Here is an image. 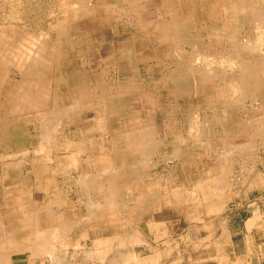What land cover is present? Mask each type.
<instances>
[{
	"label": "rangeland",
	"instance_id": "1",
	"mask_svg": "<svg viewBox=\"0 0 264 264\" xmlns=\"http://www.w3.org/2000/svg\"><path fill=\"white\" fill-rule=\"evenodd\" d=\"M241 2L244 4L242 3L243 5H241ZM228 5L230 6L228 8L230 11L226 9ZM73 7L75 8L71 11ZM236 9L241 11L240 17L238 15L237 17L233 15ZM84 10L86 11L84 12ZM221 10L223 11L221 12ZM253 10L256 12L258 10L264 12V0H80V2L76 0V3L75 0H59V2L58 0H0V27H2L0 28V213L2 214L0 217V220H2L0 234L1 232L6 234L10 233L15 238V233L5 232V230L11 227L8 224V215H15V211L14 213H12V211L18 208L17 205L19 203L23 202V206L19 207L20 212L27 214L28 210H32L29 203L38 204L43 202L46 198L44 193H40L37 190L32 193L29 191H17L14 193L17 186L10 184L17 182L16 180L19 181V179H17L18 176L13 175V179L10 180L5 179L3 175L6 171L5 168L14 164V162L26 161L23 171H29V164L35 160L37 161L38 158L44 154L43 151L42 153L39 152L40 149L38 147L39 145L44 146L45 142L38 135H41V129L44 130L45 126L49 132L51 128L55 130L51 131V136L53 138L51 137V142L47 143L49 144L47 148H51V146L59 143L64 131L65 133L68 131L66 134H69L76 142L77 146H83L87 143L98 146L104 144L105 150H108L110 155L112 153V155H115V157H111L112 159L108 163L111 167L108 170V176L104 178L108 179L112 175L111 172L113 170V173L116 175L111 176V178L116 179L118 182L117 186L120 187L117 193L124 191L130 194L133 192L137 196V193L141 191L140 189L138 190V186L135 185V180H138L137 182L139 183V178L141 177H157L161 179L164 184L166 183V179H175L177 181L171 183V189L168 193H170L171 197L175 198L177 202L179 200L182 208L189 207L186 211H188L191 221L196 220L198 208L203 206L206 210H210L215 207H220L219 204L222 202L221 200H224L223 202L228 200L230 191L233 190L236 185L240 187L239 179L246 173L250 165L256 162L260 163L264 160V146L262 145L264 135L261 131L257 130L264 121V27H261L259 22L254 20V16H251L254 15ZM63 11L64 15L62 14ZM76 15L78 18H76ZM246 16L248 18H246ZM74 17L76 20H74ZM127 18L128 20H126ZM233 21L238 23L236 24V22ZM214 22L218 25L214 24ZM169 28L171 29L169 30ZM258 28L259 30H257ZM245 29L247 30L243 31ZM154 31H156V33ZM37 32L42 33L39 34ZM238 32L240 33L238 34ZM256 33H258V35ZM42 35H44V37ZM249 38L251 40H246ZM25 40L26 42H24ZM253 40H255V43ZM34 41L35 44H33ZM244 41L247 42L244 43ZM31 44L35 46H31ZM62 44L65 45L63 46ZM196 46H199L200 49H196ZM234 46L235 48L238 47V49H234ZM24 47H26V49ZM30 47L31 50H28ZM33 47L35 51H33ZM58 47L61 48L62 51L57 52L59 49L55 48ZM23 49H25V51ZM231 56L234 57L232 58ZM29 57L30 59H28ZM234 58L236 59L234 60ZM7 61H9V63ZM65 61H68L69 66L64 64ZM81 61H92V67L87 65L85 69ZM217 64L221 66V68H224H219ZM205 66H209V68H205ZM236 67L237 69H235ZM240 69L242 73H240ZM201 72L202 74L205 73V77L204 74L201 76ZM68 77L77 85V87L74 86L75 84L69 86V92L75 94L72 101L66 96L67 90L59 83L63 78L66 79ZM242 80L244 83H242ZM86 81L92 83L91 86L94 96L91 99L89 96L86 97V95H81V93L84 94L89 91V89L78 87L82 84L85 85ZM31 82H33V84L30 86ZM107 82L108 84H106ZM214 82L217 84L215 85ZM49 85H52L51 89ZM105 86H107V89H105ZM239 87L240 89L238 90L237 88ZM242 87L245 91L244 96L243 94L241 96L239 92H243ZM217 91H219V94ZM106 92L112 93L110 95H105ZM148 92H154L155 98L150 100L148 99L149 95L142 99L140 98V93L148 94ZM23 96L24 98H22ZM217 96L219 97L217 98ZM226 96L228 97L227 99H225ZM240 97L242 99H240ZM246 100L248 102L243 104ZM111 103L112 105H110ZM75 104L77 108L73 110L72 108ZM240 104L241 106H239ZM177 105L178 108L176 107ZM196 105H198V107ZM238 106L242 107V109H238ZM248 106L250 107L247 108ZM61 109L67 110L65 115L61 116L63 117L62 119H57L55 117V112L62 111ZM170 111L174 112L170 113ZM244 111L246 113H244ZM224 114L227 116V119L223 117ZM239 114L240 117L238 116ZM53 115L56 120H53ZM232 115H234V117H232ZM56 122L58 123L55 124ZM236 124H241V127L238 129L239 133H235L236 131L233 132ZM249 125L253 128L254 137L252 138V142L254 141V143L252 144L254 146L256 145L255 148H259L260 151L256 149V151L253 152L256 156L251 155V159H246V155H243L246 145L243 146V144L248 140L246 137L247 130L245 129ZM99 126H101V128ZM137 127H143L140 131L141 136L145 134V132L151 133L152 140L156 137L157 143L162 145L161 153L158 158L159 162L155 168L142 167L136 163V153L131 152L127 158L122 152H117L118 149L128 146L127 143L130 141L134 143L135 140H139L138 136L140 132L135 133L134 130L137 129ZM91 128H94L92 133H85V130ZM74 130L76 132H74ZM80 131H82V133L84 132L83 134H86V136L81 137ZM22 132L25 133L22 135ZM102 133L106 134L105 138L99 136ZM182 138H184L185 141ZM80 142L83 144H80ZM20 143L23 145L22 147H20ZM32 145L34 146L32 147ZM172 146H175L174 151L176 153H172ZM204 147L208 148V150ZM214 147L219 151L215 150L216 148ZM19 148H23V150L27 149L26 153L17 154L18 156L15 155L13 152H16L15 150ZM183 150H189L192 153L190 155V157L192 156V158H190V163L186 162V164L185 160L182 162V159H180L181 161H173L168 164L163 162L162 155H173L174 158H182ZM207 151L209 153H207ZM229 151H233V153ZM40 153L41 155H39ZM53 155L57 157L60 156V153L54 151ZM217 160H220V163ZM241 162H244L243 165ZM188 164L190 165L188 166ZM132 168L134 169L131 170ZM128 169L131 172L128 171ZM96 170L100 171L101 168ZM236 171L237 173H235ZM83 172H86V168H83ZM95 173H90L87 176ZM222 173L224 175H222ZM119 174L121 175L119 176ZM87 176L83 174L80 178ZM221 176L226 178L224 179ZM15 177L17 178L14 179ZM236 179L239 180L238 184H235ZM183 180H188L189 189L186 190L184 188V190H181L182 185L180 182ZM215 180L218 182H215ZM220 180L223 181L219 182ZM199 181H201L200 184ZM196 184L199 187H196L197 189L195 188ZM200 186L203 187L201 188L202 191ZM11 187L14 189V192L10 194L8 191ZM95 198L97 199V196H95ZM21 218L22 217L19 216L15 219ZM79 252L84 251L79 250ZM12 259L14 262L11 261L10 256L9 259L7 258L8 264H19L20 262H18V260L23 259V255H16ZM20 264H22V262Z\"/></svg>",
	"mask_w": 264,
	"mask_h": 264
},
{
	"label": "crops",
	"instance_id": "2",
	"mask_svg": "<svg viewBox=\"0 0 264 264\" xmlns=\"http://www.w3.org/2000/svg\"><path fill=\"white\" fill-rule=\"evenodd\" d=\"M55 49L62 51L59 47ZM81 62L84 68L87 65L92 67V61ZM64 64L69 66L68 61ZM59 83L67 90L66 96L72 101L75 94L69 92V86L75 84L74 81L68 77ZM91 85L87 81L85 85H79L80 88L89 89L81 95L91 99L94 96ZM74 86L77 87L76 84ZM111 93L106 92L105 95ZM147 96L151 100V97L155 98V93H140L141 99ZM239 127L241 124H236L233 132L239 133ZM141 129L137 127L135 133ZM92 130L94 128L87 129L85 133H92ZM246 130L248 140L243 145H246L247 157L248 154L253 155L257 148L254 149L252 144V126L246 127ZM80 132L81 137L86 136ZM63 133L61 143L56 142L58 145L44 150L43 157L28 163L29 171H23L25 161L5 168V179L11 180L13 175L18 176L14 179H19L10 185H21L15 192L11 187L8 193H32L37 190L44 193L46 198L38 204L29 203L32 210H28L27 214L20 212L21 206H18L12 211H15L14 216L8 215L11 227L5 232L15 233V238L10 233L1 232L0 264H8L9 256L14 262L12 258L16 255H23V259L18 260L22 264H264V160L261 164L256 162L250 165L239 179L240 187L236 185L230 191L228 200H221L223 203L219 204L220 207L206 210L202 206L197 210L196 220L191 221L186 211L189 207L182 208L179 200L177 202L168 193L171 183L177 181L175 179H166L164 184L157 177H141L139 184L135 180V185L140 186L138 189L141 191L137 196L133 192L107 194L104 189L100 192L81 188L79 178L83 174L95 173L98 168L109 173L111 166L108 163L115 155H110L104 144L77 146L69 134ZM148 135L141 136L140 132L138 141H130L128 146L117 152H122L127 158L131 152L136 153V163L142 167H157L162 145L157 143L155 137L151 142L157 147L152 144L149 150L143 151L142 143L147 142L144 138ZM99 136L105 138L106 134ZM172 147L174 153L175 146ZM50 150L59 152L60 156L55 157ZM183 151L184 159H181L188 163L191 152ZM162 160L168 164L180 158L163 155ZM83 168H86V172H83ZM239 180L236 179L235 184ZM180 184L181 190L189 189L188 180ZM97 202L102 204V208L90 207ZM109 202H114L112 209L103 208ZM19 216L22 218L15 219Z\"/></svg>",
	"mask_w": 264,
	"mask_h": 264
},
{
	"label": "bare ground",
	"instance_id": "3",
	"mask_svg": "<svg viewBox=\"0 0 264 264\" xmlns=\"http://www.w3.org/2000/svg\"><path fill=\"white\" fill-rule=\"evenodd\" d=\"M20 1H21V0H20ZM64 1H65V0H64ZM68 1H69V0H68ZM77 1H78V0H77ZM105 1H106V0H105ZM200 1H201V0H200ZM225 1H226V0H225ZM227 1H230V0H227ZM231 1H232V0H231ZM241 1H242V0H241ZM245 1H246V0H245ZM58 2H59V0H58ZM79 2H80V0H79ZM121 2H122V1H121ZM144 2H145V1H144ZM257 2H258V1H257ZM19 3H20V2H19ZM69 3H70V2H69ZM75 3H76V0H75ZM77 3H78V2H77ZM104 3H105V2H104ZM236 3H238V2H236ZM242 3H243V2H241V5L244 4V3H243V4H242ZM73 4H74V2H73ZM73 4H72V6H73ZM115 4H116V3H115ZM120 4H121V3H120ZM123 4H124V2H123ZM138 4H140V3H138ZM138 4H137V5H138ZM224 4H225V3H224ZM258 4H259V3H258ZM75 5H78V4H75ZM81 5H82V4H81ZM89 5H90V4H89ZM97 5H98V4H97ZM101 5H102V4H101ZM104 5H105V4H104ZM222 5H223V4H222ZM237 5H238V4H237ZM241 5H240V6H241ZM245 5H246V3H245ZM56 6H57V5H56ZM72 6H71V7H72ZM78 6H80V5H78ZM121 6H122V5H121ZM135 6H136V5H135ZM197 6H198V5H197ZM238 6H239V5H238ZM257 6H258V5H257ZM257 6H256V7H257ZM87 7H88V6H87ZM87 7H86V8H87ZM131 7H132V6H131ZM229 7H230V6L228 5V7H227L226 9H228ZM247 7H248V6H247ZM59 8H60V7H59ZM74 8H75V7L71 8V11H72V9H74ZM78 8H79V7H78ZM78 8H76V9L79 10L80 8H79V9H78ZM86 8H85V9H86ZM129 8H130V6H129ZM129 8H128V9H129ZM133 8H134V6H133ZM164 8H165V7H164ZM222 8H223V7H222ZM244 8H245V7H244ZM239 9H240V8H239ZM28 10H29V9H28ZM34 10H35V9H34ZM63 10H64V9H63ZM123 10H124V9H123ZM138 10H139V9H138ZM164 10H165V9H164ZM168 10H169V9H168ZM254 10H256V9H254ZM254 10H253L254 15H251V16H254V20H255L256 22H259V24H260L261 27H264V12L259 11V10L256 12V11H254ZM53 11H54V10H53ZM79 11H80V10H79ZM85 11H86V10H84V12H85ZM89 11H90V10H89ZM119 11H120V10H119ZM127 11H129V10H127ZM131 11H132V10H131ZM162 11H163V10H162ZM222 11H223V10H221V12H222ZM224 11L228 12V11H230V9H228V11H227V10H224ZM50 12H51V11H50ZM58 12H60V11H58ZM76 12H77V11H76ZM166 12H167V11H166ZM226 12H225V13H226ZM245 12H246V11H245ZM248 12H249V11H248ZM67 13H68V12H67ZM70 13H71V12H70ZM79 13H80V12H79ZM124 13H125V12H124ZM134 13H135V12H134ZM240 13H241V11L238 10V9H236V10L234 11V14H233V15H235L236 17H237V15H238V16L240 17V16H241ZM33 14H34V13H33ZM33 14H32V15H33ZM58 14H59V13H58ZM62 14L64 15V11H63ZM130 14H131V13H130ZM204 14H205V13H204ZM222 14H223V13H222ZM226 14H227V13H226ZM229 14H231V13H229ZM229 14H228V15H229ZM244 14H245V13H244ZM17 15H19V14H17ZM56 15H57V14H56ZM56 15H55V16H56ZM63 15H62V16H63ZM65 15H66V13H65ZM74 15H75V14H74ZM85 15H86V14H85ZM58 16H59V15H58ZM67 16H68V15H67ZM87 16H88V15H87ZM103 16H105V15H103ZM118 16H119V15H118ZM126 16H127V15H126ZM126 16H125V17H126ZM158 16H159V15H158ZM235 16H234V17H235ZM31 17H32V16H31ZM65 17H66V16H65ZM84 17H85V16H84ZM119 17H120V16H119ZM221 17H222V16H221ZM244 17H245V16H244ZM20 18H21V17H20ZM60 18H61V15H60ZM76 18H78L77 15H76ZM79 18H80V17H79ZM121 18H122V17H121ZM130 18H131V17H130ZM166 18H167V17H166ZM242 18H243V17H242ZM246 18H248V17L246 16ZM252 18H253V17H252ZM72 19H73V16H72ZM80 19H81V18H80ZM122 19H124V18H122ZM137 19H138V18H137ZM58 20H59V19H58ZM60 20H61V19H60ZM74 20H76L75 17H74ZM126 20H128V18H127ZM210 20H211V19H210ZM235 20H237V19H235ZM243 20H244V19H243ZM247 20H248V19H247ZM247 20H246V21H247ZM15 21H16V20H15ZM17 21H18V20H17ZM21 21H22V20H21ZM56 21H57V20H56ZM114 21H116V20H114ZM123 21H124V20H123ZM237 21H238V20H237ZM248 21H249V20H248ZM130 22H131V21H130ZM207 22H208V20H207ZM217 22H218V21H217ZM233 22H236V21H233ZM242 22H243V21H242ZM59 23H61V22H59ZM65 23H66V21H65ZM114 23H115V22H114ZM125 23H126V22H125ZM133 23H134V22H133ZM231 23H232V21H231ZM237 23H238V22H236V24H237ZM20 24H21V22H20ZM207 24H208V23H207ZM207 24H206V25H207ZM214 24H217V23L214 22ZM233 24H235V23H233ZM246 24H247V23H246ZM259 24H258V25H259ZM130 25H131V23H130ZM157 25H158V24H157ZM168 25H169V24H168ZM217 25H218V24H217ZM222 25H223V24H222ZM239 25H240V24H239ZM249 25H250V24H249ZM258 25H257V27H258ZM12 26H13V25H12ZM210 26H211V25H210ZM242 26H243V25H242ZM242 26H241V27H242ZM245 26H246V25H245ZM13 27H14V26H13ZM22 27H23V26H22ZM50 27H51V26H50ZM52 27H54V26H52ZM215 27H216V26H215ZM241 27H240V28H241ZM251 27H252V26H251ZM0 28H2V27H0ZM15 28H16V27H15ZM24 28H25V27H24ZM66 28H67V27H66ZM233 28H235V27H233ZM255 28H256V27H255ZM117 29H118V28H117ZM170 29H171V28H169V30H170ZM34 30H35V29H34ZM52 30H53V29H52ZM211 30H212V29H211ZM213 30H215V29H213ZM246 30H247V29H245V30H243V31H246ZM254 30H255V29H254ZM257 30H259V28H258ZM45 31H46V30H45ZM133 31H134V30H133ZM180 31H181V29H180ZM180 31H179V32H180ZM219 31H220V30H219ZM250 31H251V30H250ZM2 32H3V31H2ZM2 32H1V33H2ZM154 32L156 33V31H154ZM211 32H212V31H211ZM252 32H253V31H252ZM6 33H7V32H6ZM34 33H35V31H34ZM37 33H39V32H37ZM41 33H42V32H41ZM41 33H39V34H41ZM47 33H48V32H47ZM67 33H68V32H67ZM150 33H151V32H150ZM152 33H153V32H152ZM192 33H193V32H192ZM239 33H240V32H238V34H239ZM242 33H243V32H242ZM248 33H249V32H248ZM31 34H33V33H31ZM49 34H50V33H49ZM130 34H131V33H130ZM133 34H134V33H133ZM207 34H208V33H207ZM228 34H229V33H228ZM246 34H247V33H246ZM256 34L258 35V33H256ZM259 34H260V33H259ZM36 35H37V34H36ZM36 35H35V37H36ZM53 35H54V34H53ZM136 35H137V34H136ZM153 35H154V34H153ZM153 35H152V36H153ZM204 35H205V34H204ZM208 35H209V34H208ZM240 35H241V34H240ZM30 36H31V35H30ZM40 36H41V35H40ZM42 36L44 37V35H42ZM70 36H71V35H70ZM80 36H81V35H80ZM154 36H155V35H154ZM200 36H201V35H200ZM235 36H236V35H235ZM249 36H250V35H249ZM260 36H261V35H260ZM31 37H32V36H31ZM141 37H142V36H141ZM228 37H230V36H228ZM239 37H240V36H239ZM246 37H247V36H246ZM250 37H251V36H250ZM255 37H256V36H255ZM255 37H254V38H255ZM6 38H8V37H6ZM48 38H50V37H48ZM54 38H55V37H54ZM65 38H66V36H65ZM65 38H64V39H65ZM210 38H211V37H210ZM225 38H227V37H225ZM254 38H253V39H254ZM256 38H257V37H256ZM13 39H16V38H13ZM24 39H25V38H24ZM32 39H33V38H32ZM56 39H57V38H56ZM56 39H55V40H56ZM64 39H63V40H64ZM71 39H73V38H71ZM74 39H75V38H74ZM132 39H133V37H132ZM167 39H168V38H167ZM229 39H231V38H229ZM229 39H228V40H229ZM238 39H239V38H238ZM243 39H244V38H243ZM41 40H42V39H41ZM53 40H54V39H53ZM63 40H62V41H63ZM222 40H223V39H222ZM232 40H234V39H232ZM246 40H251V39L249 38V39H246ZM15 41H16V40H15ZM15 41H14V42H15ZM28 41H29V40H28ZM37 41H38V40H37ZM50 41H51V40H50ZM60 41H61V40H60ZM71 41H72V40H71ZM77 41H78V40H77ZM131 41H132V40H131ZM203 41H204V40H203ZM234 41H235V40H234ZM258 41H259V40H258ZM24 42H26V40H25ZM211 42H212V41H211ZM245 42H247V41H244V43H245ZM249 42H250V41H249ZM253 42L255 43V40H253ZM261 42H262V41H261ZM36 43H37V42H36ZM54 43H55V42H54ZM61 43H62V42H61ZM63 43H64V42H63ZM78 43H79V42H78ZM228 43H229V42H228ZM232 43H233V41H232ZM234 43H235V42H234ZM250 43H251V42H250ZM22 44H23V43H22ZM33 44H35V41H34ZM50 44H51V43H50ZM72 44H73V43H72ZM76 44H77V43H76ZM145 44H146V43H145ZM203 44H204V43H203ZM211 44H212V43H211ZM224 44H225V43H224ZM224 44H223V45H224ZM261 44H262V43H261ZM62 45H63V44H62ZM64 45H65V44H64ZM64 45H63V46H64ZM78 45H80V44H78ZM78 45H77V46H78ZM147 45H148V44H147ZM205 45H206V43H205ZM223 45H222V47H223ZM237 45H238V44H237ZM237 45H236V46H237ZM253 45H255V44H253ZM20 46H21V45H20ZM31 46H35V45H32V44H31ZM37 46H38V45H37ZM72 46H73V45H72ZM175 46H176V45H175ZM201 46H203V45H201ZM201 46H200V47H201ZM207 46H208V45H207ZM259 46H260V45H259ZM50 47H51V46H50ZM68 47H69V46H68ZM211 47H213V46H211ZM211 47H210V48H211ZM244 47H245V46H244ZM244 47H242V48H244ZM246 47H247V45H246ZM246 47H245V48H246ZM261 47H262V46H261ZM24 48L26 49V47H24ZM28 48H29V47H28ZM28 48H27V49H28ZM33 48H34V47H33ZM37 48H38V47H37ZM41 48H42V47H41ZM41 48H40V49H41ZM63 48H64V47H63ZM63 48H62V49H63ZM65 48H66V47H65ZM186 48H187V47H186ZM197 48L200 49L199 46H198V47L196 46V49H197ZM223 48H224V47H223ZM236 48L238 49V47H236ZM236 48H235V46H234V49H236ZM25 49H23V50L25 51ZM201 49H202V47H201ZM28 50H31V47H30V49H28ZM28 50H27V51H28ZM36 50H37V49H36ZM204 50H205V49H204ZM216 50H217V49H216ZM220 50H221V49H220ZM244 50H245V49H244ZM15 51H16V50H15ZM21 51H22V49H21ZM33 51H35V48H34ZM74 51H75V50H74ZM221 51H222V50H221ZM221 51H220V52H221ZM232 51H233V50H232ZM232 51H231V52H232ZM238 51H239V50H238ZM241 51H243V50H241ZM254 51H255V50H254ZM259 51H260V50H259ZM28 52H29V51H28ZM70 52H71V51H70ZM113 52H114V51H113ZM187 52H188V51H187ZM191 52H192V51H191ZM191 52H190V53H191ZM204 52H205V51H204ZM204 52H203V53H204ZM208 52H209V51H208ZM248 52H249V51H248ZM23 53H24V52H23ZM29 53H30V52H29ZM29 53H28V54H29ZM38 53H40V52H38ZM196 53H197V52H196ZM210 53H211V52H210ZM28 54H26V55H28ZM32 54H33V53H32ZM201 54H202V53H201ZM214 54H215V53H214ZM23 55H24V54H23ZM26 55H25V56H26ZM52 55H53V54H52ZM184 55H185V54H184ZM225 55H226V54H225ZM239 55H240V54H239ZM242 55H243V54H242ZM249 55H250V54H249ZM19 56H20V55H19ZM30 56H31V55H30ZM66 56H67V55H66ZM203 56H204V55H203ZM227 56H228V55H227ZM227 56H226V57H227ZM256 56H257V55H256ZM40 57H42V56H40ZM131 57H132V56H131ZM210 57H211V56H210ZM231 57H232V56H231ZM233 57H234V56H233ZM233 57H232V58H233ZM254 57H255V56H254ZM259 57H260V56H259ZM13 58H14V57H13ZM23 58H24V57H23ZM23 58H22V59H23ZM34 58H35V57H34ZM133 58H134V57H133ZM193 58H195V57H193ZM17 59H18V58H17ZM28 59H30V57H29ZM44 59H45V58H44ZM115 59H116V58H115ZM167 59H168V58H167ZM203 59H204V58H203ZM212 59H213V58H212ZM217 59H218V58H217ZM235 59H236V58H234V60H235ZM237 59H238V58H237ZM45 60H46V59H45ZM208 60H209V59H208ZM213 60H214V59H213ZM219 60H220V59H219ZM225 60H226V58H225ZM229 60H230V59H229ZM252 60H254V59H252ZM3 61H4V60H3ZM22 61H23V60H22ZM34 61H35V60H34ZM47 61H49V60H47ZM59 61H60V60H59ZM170 61H171V60H170ZM199 61H200V60H199ZM214 61H216V60H214ZM237 61H239V60H237ZM254 61H255V60H254ZM7 62L9 63V61H7ZM7 62H6V63H7ZM12 62H13V61H12ZM132 62H133V60H132ZM163 62H164V61H163ZM217 62H218V61H217ZM239 62H240V61H239ZM239 62H237V63H239ZM250 62H251V61H250ZM4 63H5V61H4ZM18 63H19V62H18ZM30 63H31V61H30ZM32 63H33V61H32ZM47 63H48V62H47ZM190 63H192V62H190ZM196 63H197V62H196ZM198 63H199V62H198ZM231 63H232V62H231ZM40 64H41V63H40ZM51 64H52V63H51ZM139 64H140V63H139ZM179 64H180V63H179ZM204 64H205V62H204ZM204 64H203V65H204ZM207 64H208V63H207ZM210 64H211V63H210ZM218 64H219V62H218ZM218 64H217V65H218ZM225 64H226V63H225ZM7 65H8V64H7ZM32 65H33V64H32ZM48 65H49V64H48ZM159 65H161V64H159ZM196 65H197V64H196ZM203 65H202V66H203ZM232 65H233V64H232ZM9 66H10V65H9ZM13 66H14V65H13ZM16 66H17V65H16ZM192 66H193V65H192ZM197 66H198V65H197ZM222 66H223V65H222ZM227 66H228V65H227ZM236 66H237V65H236ZM239 66H240V65H239ZM18 67H19V66H18ZM169 67H170V66H169ZM198 67H199V66H198ZM206 67L209 68V66H205V68H206ZM218 67L221 68V66H219V65H218ZM230 67H231V64H230ZM202 68H203V67H202ZM202 68H201V69H202ZM223 68H224V67H223ZM223 68H221V69H223ZM225 68H226V66H225ZM256 68H257V67H256ZM258 68H259V67H258ZM16 69H17V68H16ZM28 69H29V68H28ZM114 69H115V68H114ZM140 69H141V68H140ZM201 69H200V70H201ZM214 69H215V68H214ZM214 69H213V71H214ZM226 69H227V68H226ZM230 69H231V68H230ZM235 69H237V67H236ZM238 69H239V68H238ZM133 70H134V69H133ZM206 70H207V69H206ZM232 70H233V69H232ZM16 71H17V70H16ZM21 71H22V70H21ZM27 71H28V70H27ZM27 71H26V72H27ZM35 71H36V70H35ZM160 71H161V70H160ZM163 71H164V70H163ZM202 71H203V70H202ZM218 71H219V70H218ZM222 71H223V70H222ZM240 71H241L240 73H242V70H241V69H240ZM158 72H159V71H158ZM207 72H208V70H207ZM225 72H226V71H225ZM18 73H19V72H18ZM18 73H17V74H18ZM197 73H198V72H197ZM227 73H229V72H227ZM19 74H20V73H19ZM89 74H90V73H89ZM147 74H148V73H147ZM161 74H162V73H161ZM203 74H204V77H205V73H203ZM203 74H202V72H201V76H203ZM222 74H223V73H222ZM224 74H225V73H224ZM232 74H233V73H232ZM56 75H57V74H56ZM149 75H150V74H149ZM228 75H230V74H228ZM252 75H253V74H252ZM14 76H15V75H14ZM150 76H151V75H150ZM163 76H165V75H163ZM216 76H217V75H216ZM230 76H231V75H230ZM245 76H246V75H245ZM6 77H7V76H6ZM160 77H161V76H160ZM233 77H234V76H233ZM29 78H30V77H29ZM93 78H94V77H93ZM213 78H214V77H213ZM219 78H220V77H219ZM225 78H226V77H225ZM229 78H230V77H229ZM235 78H236V77H235ZM15 79H16V78H15ZM41 79H42V78H41ZM64 79H65V78H64ZM131 79H133V78H131ZM231 79H232V78H231ZM13 80H14V79H13ZM133 80H134V79H133ZM136 80H137V79H136ZM148 80H149V79H148ZM165 80H166V79H165ZM16 81H17V79H16ZM90 81H91V80H90ZM203 81H204V79H203ZM218 81H219V80H218ZM218 81H217V83H218ZM224 81H225V80H224ZM234 81H235V80H234ZM46 82H47V81H46ZM98 82H99V81H98ZM127 82H128V81H127ZM143 82H144V81H143ZM168 82H169V81H168ZM175 82H176V81H175ZM230 82L232 83L231 80H230ZM5 83H6V82H5ZM50 83H51V82H50ZM53 83H54V81H53ZM217 83H216V84H217ZM225 83H226V82H225ZM234 83L238 84L237 82H234ZM240 83H241V82H240ZM242 83H244L243 80H242ZM55 84H56V83H55ZM106 84H108V82H107ZM111 84H112V83H111ZM214 84H215V82H214ZM216 84H215V85H216ZM236 84H235V85H236ZM43 85H44V84H43ZM43 85H42V86H43ZM176 85H177V84H176ZM178 85H179V84H178ZM183 85H184V84H183ZM224 85H225V84H224ZM226 85H227V83H226ZM232 85H233V84H232ZM110 86H112V85H110ZM184 86H185V85H184ZM203 86H204V85H203ZM221 86H222V85H221ZM230 86H231V85H230ZM113 87H114V86H113ZM207 87H208V86H207ZM222 87H223V86H222ZM89 88H90V87H89ZM202 88H203V87H202ZM215 88H216V87H215ZM228 88H229V87H228ZM235 88H236V87H235ZM18 89H19V88H18ZM183 89H184V88H183ZM187 89H188V88H187ZM226 89H227V88H226ZM233 89H234V88H233ZM237 89L239 90L240 87L237 88ZM102 90H103V89H102ZM181 90H182V89H181ZM216 90H217V89H216ZM222 90H223V89H222ZM224 90H225V89H224ZM242 90H243V92H242V91H239V92H240L241 96H242V94H243V96H244L245 91H244L243 87H242ZM17 91H18V90H17ZM97 91H98V90H97ZM111 91H112V90H111ZM154 91H155V90H154ZM232 91H233V90H232ZM18 92H19V91H18ZM23 92H24V91H23ZM180 92H181V91H180ZM204 92H205V91H204ZM207 92H208V91H207ZM217 92H218V94H219V91H217ZM226 92H227V91H226ZM228 92H229V91H228ZM90 93H91V92H90ZM110 93H111V92H110ZM177 93H178V92H177ZM191 93H192V92H191ZM220 93H221V92H220ZM189 94H190V93H189ZM208 94H209V93H208ZM226 94H227V93H226ZM226 94H225V95H226ZM231 94H232V93H231ZM44 95H45V93H44ZM191 95H192V94H191ZM216 95H217V94H216ZM220 95H221V94H220ZM232 95H233V94H232ZM238 95H239V94H238ZM254 95H255V94H254ZM53 96H54V95H53ZM210 96H212V95H210ZM210 96H209V97H210ZM222 96H223V95H222ZM222 96H221V97H222ZM227 96H229V95H227ZM227 96H226L225 99L228 98ZM234 96H235V95H234ZM239 96H240V95H239ZM246 96H247V95H246ZM248 96H249V95H248ZM256 96H257V95H256ZM111 97H112V96H111ZM218 97H219V96H217V98H218ZM223 97H224V96H223ZM230 97H231V96H230ZM230 97H229V98H230ZM22 98H24V96H23ZM112 98H113V97H112ZM233 98H234V97H233ZM235 98H236V97H235ZM237 98H238V96H237ZM151 99H152V97H151ZM240 99H242V98L240 97ZM240 99H239V100H240ZM215 100H216V98H215ZM215 100H214V101H215ZM221 100H222V99H221ZM233 100H234V99H233ZM251 100H252V97H251ZM223 101H224V100H223ZM225 101H226V100H225ZM235 101H236V100H235ZM240 101H242V100H240ZM246 101H247V100H246ZM253 101H254V100H253ZM253 101H252V102H253ZM58 102H59V101H58ZM87 102H88V101H87ZM228 102H229V101H228ZM228 102H227V104H228ZM231 102H232V101H231ZM237 102H238V99H237ZM247 102H248V101H247ZM255 102H256V101H255ZM99 103H100V102H99ZM109 103H110V102H109ZM209 103H210V102H209ZM66 104H67V103H66ZM177 104H178V103H177ZM195 104H196V103H195ZM205 104H206V103H205ZM207 104H208V103H207ZM254 104H255V103H254ZM110 105H112V103H111ZM113 105H114V104H113ZM123 105H124V104H123ZM230 105H231V104H230ZM247 105H248V104H247ZM25 106H26V105H25ZM70 106H71V105H70ZM101 106H102V105H101ZM107 106H108V103H107ZM196 106L198 107V105H196ZM221 106H222V105H221ZM223 106H224V104H223ZM225 106H226V105H225ZM235 106H236V105H235ZM239 106H241V104H240ZM239 106H238V109H239V108L242 109V107H239ZM113 107H114V106H113ZM176 107L178 108V105H177ZM249 107H250V106H248L247 108H249ZM29 108H30V107H29ZM76 108H77V105H76V104L73 105V108H72V109L75 110ZM125 108H126V107H125ZM195 108H196V107H195ZM199 108H200V107H199ZM32 109H33V108H32ZM50 109H51V108H50ZM196 109H198V108H196ZM219 109H220V108H219ZM233 109H234V108H233ZM61 110H62L63 112H62V111H57V110H56L57 112H55V115H56L55 117H56L57 119H62L63 117H61V116H64V115H65V112H66L67 109H65V110L61 109ZM94 110H95V109H94ZM108 110H109V108H108ZM112 110H113V109H112ZM121 110H124V109H121ZM187 110H188V109H187ZM202 110H203V109H202ZM202 110H201V111H202ZM221 110H222V109H221ZM230 110H231V109H230ZM245 110H246V109H245ZM27 111H28V110H27ZM100 111H101V110H100ZM100 111H99V112H100ZM198 111H200V110H198ZM224 111H225V110H224ZM171 112H174V111H170V113H171ZM192 112H193V111H192ZM203 112H204V111H203ZM222 112H223V111H222ZM36 113H37V112H36ZM53 113H54V112H53ZM95 113H96V112H95ZM196 113H197V112H196ZM198 113H199V112H198ZM204 113H205V112H204ZM244 113H246V112L244 111ZM51 114H52V112H51ZM92 114H93V113H92ZM123 114H124V113H123ZM190 114H191V113H190ZM201 114H202V113H201ZM205 114H206V113H205ZM221 114H222V113H221ZM44 115H46V114H44ZM94 115H95V114H94ZM191 115H192V114H191ZM197 115H198V114H197ZM203 115H204V114H203ZM229 115H230V114H229ZM235 115H236V113H235ZM103 116H104V115H103ZM170 116H171V115H170ZM205 116H206V115H205ZM211 116H212V115H211ZM225 116H226V115H225ZM225 116H224V117H225ZM238 116L240 117V114H239ZM238 116H237V117H238ZM244 116H245V115H244ZM55 117H54V115H53V120H56ZM59 117H61V118H59ZM209 117H210V116H209ZM232 117H234V115H232ZM239 117H238V118H239ZM48 118H49V117H48ZM99 118H101V117H99ZM225 118H226V117H225ZM242 118H243V117H242ZM244 118H245V117H244ZM248 118H249V117H248ZM248 118H247V119H248ZM253 118H254V117H253ZM43 119H44V118H43ZM46 119H47V118H46ZM50 119H51V118H50ZM50 119H49V120H50ZM94 119H95V117H94ZM198 119H199V118H198ZM226 119H227V118H226ZM251 119H252V118H251ZM122 120H123V119H122ZM122 120H121V121H122ZM190 120H191V119H190ZM220 120H221V119H220ZM233 120H234V119H233ZM235 120H236V119H235ZM31 121H32V120H31ZM42 121H43V120H42ZM50 121H51V120H50ZM118 121H119V120H118ZM121 121H120V122H121ZM202 121H204V120H202ZM209 121H210V120H209ZM249 121H250V119H249ZM20 122H21V121H20ZM44 122H45V121H44ZM51 122H52V121H51ZM101 122H102V121H101ZM101 122H100V123H101ZM193 122H194V121H193ZM211 122H212V121H211ZM34 123H35V121H34ZM41 123H42V122H41ZM49 123H50V122H49ZM57 123H58V122H56L55 124H57ZM94 123H95V122H94ZM103 123H104V122H103ZM121 123H122V122H121ZM125 123H126V122H125ZM190 123H191V122H190ZM194 123H195V122H194ZM230 123H232V122H230ZM152 124H153V123H152ZM195 124H196V123H195ZM197 124H198V123H197ZM201 124H202V122H201ZM232 124H233V123H232ZM232 124H231V125H232ZM18 125H19V124H18ZM21 125H22V124H21ZM21 125H20V126H21ZM34 125H35V124H34ZM94 125H95V124H94ZM94 125H93V126H94ZM192 125H193V123H192ZM192 125H191V126H192ZM209 125H210V124H209ZM259 125H260V124H259ZM263 125H264V124L260 125V126L257 128V129H259L258 131H261V130H262ZM22 126H23V125H22ZM36 126H37V125H36ZM44 126H45V125H44ZM49 126H50V125H49ZM56 126H57V125H56ZM95 126H96V125H95ZM105 126H106V125H105ZM123 126H124V125H123ZM154 126H155V123H154ZM188 126H189V125H188ZM249 126H250V125H249ZM249 126H248V127H249ZM51 127H52V125H51ZM86 127H88V126H86ZM86 127H85V128H86ZM99 127L101 128V126H99ZM144 127H145V126H144ZM146 127H147V126H146ZM203 127H204V126H203ZM219 127H220V126H219ZM234 127H235V126H234ZM24 128H26V127H24ZM54 128H55V127H54ZM142 128H143V127H142ZM188 128H189V127H188ZM221 128H222V127H221ZM190 129H191V128H190ZM193 129H194V128H193ZM193 129H192V130H193ZM204 129H205V128H204ZM211 129H212V128H211ZM26 130H27V129H26ZM28 130H29V129H28ZM52 130H53V129L51 128V131H52ZM66 130H67V129H66ZM205 130H206V129H205ZM245 130H246V129H245ZM22 131H23V130H22ZM46 131H47V128H46V126H45V129H44V130L41 129V135H38V136H40V137L43 139V141L45 142V145H44V146H40V145H39V147H38V148L40 149L39 152H41V153H42V151H43V153H44V150L46 151L47 147L49 146V144H47V143H50V142H51V137H52V136H51V131H50V132H49V130H48L47 132H46ZM53 131H55V130H53ZM145 131H146V130H145ZM148 131H149V130H148ZM153 131H154V130H153ZM153 131H152V132H153ZM202 131H203V130H202ZM202 131H201V132H202ZM214 131H215V129H214ZM214 131H213V132H214ZM237 131H238V130H237ZM262 131H263V130H262ZM56 132H57V131H56ZM69 132H70V130H69ZM154 132H155V131H154ZM188 132H189V131H188ZM201 132H200V133H201ZM238 132H239V131H238ZM246 132H247V131H246ZM263 132H264V131H263ZM15 133H16V132H15ZM23 133H25V132H22V135H23ZM53 133H55V132H53ZM66 133H68V131H67ZM66 133H65V134H66ZM83 133H84V132H83ZM236 133H237V132H236ZM244 133H245V132H244ZM57 134H58V133H57ZM63 134H64V133H63ZM145 134H149V135L146 136V137L144 138L145 140H147V142H146L145 144L142 143V144H143V145H142V147H143L142 150H143V151H145L146 149L149 150V149H150V145L153 144V143L151 142V140H152L151 133H146V132H145ZM194 134H195V133H194ZM194 134H193V135H194ZM210 134H211V133H210ZM210 134H209V135H210ZM16 135H17V134H16ZM22 135H21V136H22ZM30 135H31V134H30ZM33 135H34V134H33ZM54 135H56V134H54ZM198 135H199V134H198ZM233 135H234V134H233ZM14 136H15V135H14ZM194 136H195V135H194ZM203 136H204V134H203ZM247 136H248V135H247ZM250 136H251V135H250ZM56 137H57V136H56ZM153 137H154V136H153ZM199 137H201V136H199ZM205 137H206V136H205ZM234 137H235V136H234ZM22 138H23V137H22ZM25 138H27V137H25ZM41 138H40V139H41ZM52 138H53V137H52ZM184 138H185V137H184ZM184 138H182V139L184 140ZM195 138H196V137H195ZM209 138H210V137H209ZM212 138H214V137H212ZM17 139H18V137H17ZM28 139H30V138H28ZM37 139H38V138H37ZM40 139H39V140H40ZM176 139H177V138H176ZM182 139H181V140H182ZM190 139H191V138H190ZM197 139H198V138H197ZM202 139H204V138H202ZM217 139H218V137H217ZM256 139H257V138H256ZM56 140H57V139H56ZM205 140H206V139H205ZM210 140H211V139H210ZM15 141H16V140H15ZM26 141H27V139H26ZM36 141H37V140H36ZM176 141H177V140H176ZM184 141H185V140H184ZM190 141H192V140H190ZM190 141H188V142H190ZM206 141H207V140H206ZM208 141H209V140H208ZM212 141H213V140H212ZM216 141H217V140H216ZM255 141H256V140H255ZM24 142H25V141H24ZM182 142H183V141H182ZM203 142H204V140H203ZM246 142H247V141H246ZM253 142H254V141H253ZM253 142H252V143H253ZM40 143H41V142H40ZM40 143H39V144H40ZM60 143H61V142H60ZM194 143H195V142H194ZM210 143H211V142H210ZM232 143H233V142H232ZM20 144H21V143H20ZM62 144H63V143H62ZM201 144H202V142H201ZM214 144H215V143H214ZM17 145H19V144H17ZM37 145H38V144H37ZM41 145H42V143H41ZM55 145H58V144H55ZM154 145L156 146L155 143L153 144V146H154ZM176 145H177V144H176ZM192 145H193V144H192ZM207 145H209V144H207ZM210 145H212V144H210ZM215 145H216V144H215ZM219 145H220V144H219ZM22 146H23V145L21 144L20 147H22ZM33 146H34V145H32V147H33ZM61 146H62V145H61ZM243 146H244V145H243ZM243 146H240V147H243ZM255 146H256V145H255ZM255 146H254V147H255ZM10 147H11V146H10ZM64 147H65V146H64ZM66 147H67V146H66ZM156 147H157V146H156ZM216 147H218V146H216ZM216 147H214V148H216ZM226 147H227V146H226ZM226 147H224V148H226ZM231 147H232V146H231ZM237 147H238V145H237ZM258 147H259V146H258ZM262 147H263V146H262ZM153 148H154V147H153ZM204 148H205V147H204ZM209 148H210V147H209ZM35 149H36V148H35ZM49 149H50V147H49ZM189 149H190V148H189ZM205 149L208 150V148H205ZM226 149H228V148H226ZM229 149H230V148H229ZM233 149H234V146H233ZM250 149H251V148H250ZM250 149H248V151H249ZM254 149H256V148H254ZM254 149H253V150H254ZM258 149H259V148H258ZM258 149H257V150H258ZM26 150H27V149H26ZM26 150H23V148H19L16 152H13V153H14L15 155L20 154V153H21V154H24V153H26ZM52 150H53V149H52ZM64 150H66V149H64ZM177 150H178V149H177ZM215 150L219 151L217 148H216ZM251 150H252V149H251ZM50 151H51V150H50ZM178 151H179V150H178ZM191 151H192V150H191ZM200 151H201V150H200ZM222 151H223V148H222ZM225 151H226V150H225ZM238 151H239V150H238ZM244 151H245V150H244ZM248 151H247V152H248ZM36 152H37V151H36ZM151 152H152V151H151ZM155 152H156V150H155ZM155 152H154V153H155ZM174 152H175V151H174ZM203 152H204V151H203ZM209 152H210V150H209ZM209 152L207 151V153H209ZM214 152H215V151H214ZM223 152H224V151H223ZM229 152L233 153V151H229ZM254 152H255V150H254ZM1 153H2V152H1ZM9 153H10V152H9ZM13 153H12V154H13ZM41 153H40L39 155H41ZM47 153H48V151H47ZM49 153H50V152H49ZM51 153H53V152L51 151ZM175 153H176V152H175ZM178 153H179V152H178ZM216 153H217V152H216ZM220 153H221V152H220ZM220 153H219V154H220ZM249 153H250V152H249ZM257 153H258V152H257ZM5 154H6V153H5ZM66 154H67V153H66ZM152 154H153V153H152ZM191 154H192V153H191ZM197 154H198V153H197ZM211 154H212V153H211ZM225 154H226V153H225ZM240 154H241V153H240ZM1 155H2V154H1ZM7 155H8V154H7ZM27 155H28V153H27ZM33 155H34V154H33ZM45 155H46V154H45ZM176 155H177V154H176ZM185 155H186V154H185ZM207 155H208V154H207ZM216 155H217V154H216ZM243 155H245V153H243ZM253 155H255V154L253 153ZM17 156H18V155H17ZM162 156H163V155H162ZM171 156H172V155H171ZM181 156H182V155H181ZM214 156H215V155H214ZM222 156H223V155H222ZM225 156H226V155H225ZM231 156H232V155H231ZM249 156H250V155H248L247 157H249ZM255 156H256V155H255ZM260 156H261V155H260ZM15 157H16V156H15ZM35 157H36V156H35ZM42 157H43V155H42ZM50 157H51V156H50ZM168 157H169V156H168ZM202 157H203V156H202ZM209 157H210V156H209ZM212 157H213V156H212ZM217 157H218V156H217ZM223 157H224V156H223ZM228 157H229V156H228ZM237 157H238V155H237ZM247 157H246V158H247ZM253 157H254V156H253ZM253 157H252V158H253ZM21 158H22V157H21ZM164 158H165V157H164ZM164 158H163V159H164ZM177 158H178V157H177ZM182 158H183V157H182ZM190 158H192V156H191ZM196 158H197V157H196ZM206 158H207V157H206ZM255 158H256V157H255ZM14 159H15V158H14ZM166 159H167V158H166ZM174 159H175V158H174ZM180 159H181V158H180ZM183 159H184V158H183ZM188 159H189V158H188ZM188 159H187V160H188ZM197 159H199V158H197ZM215 159H217V158H215ZM242 159H243V157H242ZM244 159H245V158H244ZM250 159H251V158H250ZM253 159H254V158H253ZM15 160H16V159H15ZM19 160H20V159H19ZM230 160H231V158H230ZM3 161H5V160H3ZM6 161H7V159H6ZM12 161H13V160H12ZM28 161H29V160H28ZM164 161H165V160H164ZM166 161H167V160H166ZM182 161H183V160H182ZM190 161H191V160H189L188 162H190ZM193 161H194V160H193ZM199 161H200V160H199ZM215 161H216V160H215ZM217 161H218V160H217ZM219 161H220V160H219ZM219 161H218V162H219ZM225 161H226V160H225ZM25 162H26V161H25ZM35 162H36V160H35ZM46 162H47V161H46ZM233 162H234V161H233ZM12 163H13V162H12ZM14 163H15V162H14ZM44 163H45V162H44ZM49 163H50V162H49ZM144 163H146V162H144ZM170 163H171V162H170ZM178 163H179V162H178ZM191 163H193V162H191ZM219 163H220V162H219ZM219 163H217V164H219ZM243 163H244V162H243ZM243 163L241 162L242 165H243ZM247 164H248V163H247ZM247 164H246V165H247ZM260 164H261V162H260ZM12 165H14V164H11V165H9V166H12ZM44 165H45V164H44ZM143 165H144V164H143ZM248 165H249V164H248ZM20 167H21V166H20ZM33 167H34V166H33ZM41 167H42V166H41ZM140 167H141V166H140ZM234 167H235V166H234ZM237 167H238V165H237ZM240 167H241V166H240ZM245 167H246V166H245ZM39 168H40V167H39ZM141 168H142V167H141ZM243 168H244V166H243ZM247 168H248V167H247ZM66 169H67V168H65V171H66ZM123 169H124V168H123ZM133 169H134V168H132L131 170H133ZM221 169H222V168H221ZM228 169H229V168H228ZM239 169H240V168H239ZM245 169H246V168H245ZM245 169H244V170H245ZM8 170L11 171V168H10V169L8 168ZM49 170H50V169H49ZM125 170H126V169H125ZM136 170H137V169H136ZM138 170H139V169H138ZM193 170H194V169H193ZM128 171H130V170L128 169ZM217 171H219V170H217ZM221 171H222V170H221ZM241 171H242V169H241ZM69 172H70V171H69ZM96 172H97V171H96ZM124 172H125V171H124ZM130 172H131V171H130ZM130 172H129V173H130ZM145 172H146V171H145ZM145 172H143V173H145ZM175 172H176V171H175ZM190 172H191V170H190ZM210 172H211V171H210ZM223 172H224V171H223ZM227 172H228V171H227ZM239 172H240V171H239ZM6 173H7V172H6ZM55 173H56V172H55ZM66 173H67V172H66ZM122 173H123V171H122ZM125 173H126V172H125ZM129 173H128V174H129ZM196 173H197V172H196ZM231 173H232V172H231ZM231 173H230V174H231ZM235 173H237V171H236ZM235 173H234V174H235ZM111 174H112L111 176L116 175L115 173H113V170H112ZM175 174H176V173H175ZM192 174H193V173H192ZM212 174H213V173H212ZM212 174H211V175H212ZM219 174H220V173H219ZM226 174H227V173H226ZM35 175H37V170L35 171ZM66 175H67V174H66ZM120 175H121V174H119V176H120ZM145 175H146V174H145ZM222 175H224V174L222 173ZM237 175H238V174H237ZM106 176H108V173H107V171H105V169H104V170L98 171V172L95 173V174H91L90 176L82 177V178H80V180H79L80 187L83 188V189H92V190H97V191H100V192L104 189V191H105V190L107 191V194H110V193H117V191H118L119 188H120V187L117 186V185H118L117 180L111 178V176H110L108 179H107V178H104V177H106ZM122 176H123V175H122ZM127 176H128V175H127ZM143 176H144V175H143ZM169 176H170V174H169ZM217 176H219V175H217ZM233 176H234V175H233ZM0 177H1V176H0ZM53 177H54V176H53ZM56 177H57V175H56ZM64 177H65V176H64ZM128 177H129V176H128ZM134 177H135V176H134ZM214 177H216V176H214ZM221 177H222V176H221ZM221 177H220V178H221ZM237 177H239V176H237ZM241 177H242V176H241ZM247 177H248V175H247ZM252 177H253V176H252ZM136 178H137V177H136ZM222 178L225 179L226 177H222ZM222 178H221V179H222ZM101 179H104V180H101ZM214 179H215V178H214ZM227 179H228V177H227ZM229 179H230V178H229ZM246 179H247V178H246ZM263 179H264V178H263ZM136 181H137V180H136ZM222 181H223V180H220L219 182H222ZM106 182H107V183H106ZM215 182H218V181L215 180ZM224 182H225V181H224ZM191 183H192V182H191ZM138 184H139V183H138ZM216 185H217V184H216ZM136 186H137V184H136ZM202 186H203V185H202ZM138 187H139V186H138ZM143 187H144V186H143ZM196 187H198L197 184L195 185V188H196ZM17 188H18V187H17ZM198 188H199V187H198ZM201 188H203V187L200 186V189H201ZM207 188H209V187H207ZM134 189H135V188H134ZM185 189H186V188H185ZM196 189H197V188H196ZM196 189H195V190H196ZM18 190H19V188H18ZM138 190H139V189H138ZM144 190H145V189H144ZM208 190H211V189H208ZM173 191H174V190H173ZM201 191H202V189H201ZM83 192H84V191H83ZM185 192H186V191H185ZM89 193H90V192H89ZM123 193H124V192H123ZM190 193H192V192H190ZM144 194H145V193H144ZM188 195H189V194H188ZM188 195H187V197H188ZM190 195H191V194H190ZM189 198H190V197H189ZM22 203H23V202L19 203L17 206H22ZM113 204H114V202L105 203V206H104L103 208L106 207V208H110V209H112V205H113ZM191 204H192V203H191ZM90 207H92V208H97V209H98V208H102V204H101L100 202L92 203V205H91ZM113 210H114V209H113ZM192 210H193V209H192ZM95 211H96V210H95ZM95 213H96V212H95ZM192 215H193V214H192Z\"/></svg>",
	"mask_w": 264,
	"mask_h": 264
}]
</instances>
